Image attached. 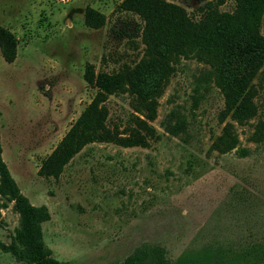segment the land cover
Wrapping results in <instances>:
<instances>
[{"label":"rangeland","instance_id":"obj_1","mask_svg":"<svg viewBox=\"0 0 264 264\" xmlns=\"http://www.w3.org/2000/svg\"><path fill=\"white\" fill-rule=\"evenodd\" d=\"M236 6L0 0V27L13 39H0L1 158L28 201L46 206L40 227L53 257L264 264V62L239 115L234 91L225 98L210 63L165 49L159 36L167 21L195 25L210 8L227 14ZM143 60L160 78L150 98L133 86ZM101 74L114 91L90 106ZM83 113L78 134L93 139L62 162L60 143ZM0 188V241L8 244L20 215L1 176ZM0 264L28 263L0 249Z\"/></svg>","mask_w":264,"mask_h":264},{"label":"trees","instance_id":"obj_2","mask_svg":"<svg viewBox=\"0 0 264 264\" xmlns=\"http://www.w3.org/2000/svg\"><path fill=\"white\" fill-rule=\"evenodd\" d=\"M237 6L233 13H222L213 8L208 9L206 16L197 24L179 22L163 23L159 36L165 49L172 48L177 53L194 54L199 59L210 63L220 74V87L225 98L230 99V90L234 91L239 103L237 113L249 110V88L252 78L264 62V35L260 32L261 16L264 12V0H236ZM92 11V10H90ZM89 23V16H86ZM7 45L12 44L11 34L0 27V39ZM2 43V41H0ZM1 45V44H0ZM168 64H163L166 68ZM159 76L156 70L144 60L134 72L133 86L139 96H147L159 88ZM105 76L97 77L99 91L93 98L90 106L96 105L105 97V91H114L113 83H107ZM241 106V107H239ZM149 119L154 118V102L149 103ZM83 115L70 129L60 143L67 146L64 150L62 162L67 161L84 144L93 138L79 132L83 122ZM77 136L75 146H69ZM122 145L129 144L121 142ZM235 142L227 144L223 151L234 147ZM0 176L3 185L8 189L16 210L20 215V225L10 243L0 241V249L11 253L17 261L28 264H71L68 261L58 260L52 256L51 250L42 240L41 222L48 220L50 215L45 205L35 206L21 193L9 170L1 158L0 147ZM0 191L3 190L0 188ZM189 260L183 257L179 264H186ZM143 264L137 255L132 256L124 263Z\"/></svg>","mask_w":264,"mask_h":264}]
</instances>
